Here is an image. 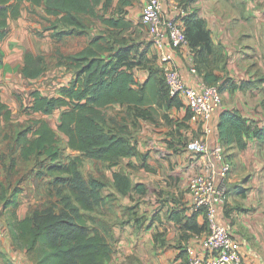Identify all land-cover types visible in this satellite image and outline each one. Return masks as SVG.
<instances>
[{"label": "trees", "instance_id": "16d2710c", "mask_svg": "<svg viewBox=\"0 0 264 264\" xmlns=\"http://www.w3.org/2000/svg\"><path fill=\"white\" fill-rule=\"evenodd\" d=\"M23 1L0 0V42L8 35L9 18L21 15ZM26 1L44 6L45 18L50 22L49 28L54 29L52 36L57 42L70 35L84 34L89 28L87 18L98 19L108 28L92 37L80 51L64 53L57 46L54 51L56 64L74 70L75 77L69 85L60 88L58 96L34 90L32 104L27 108L47 116L61 110L58 128L55 129L47 118L32 117L15 137L23 160L44 156L52 160L51 172L60 171L68 176V194L61 198V205L53 203L35 208L21 219L18 208L23 190L15 187L9 191L0 181V206L8 211L7 222L14 240L27 250L36 264H110L115 247L109 224L102 220L92 227L89 223V213L105 203L102 191L106 183L95 177L85 178L80 169L83 159L103 162L112 169L123 158L141 156L133 141L134 130L141 120L156 122L166 117L163 108L179 109L184 102L181 97L170 94L162 69L148 64L147 51L139 52L135 42L123 34L132 27L131 22L99 13L98 6L104 0ZM183 20L189 47L197 55V71L203 73L207 84L218 83L222 79L214 73L213 66L223 57L206 21L196 12H189ZM3 59L0 46V65ZM47 66L46 55L28 50L21 72L28 78H38ZM136 67L149 71L143 83L136 78ZM110 108H119V111L110 113ZM190 116L187 110L185 118ZM219 117V139L227 150L245 149L252 138L264 142V125L250 121L238 110L220 109ZM11 120L12 109L0 94V122L14 127ZM17 125L19 129V122ZM60 134L68 138L67 147L79 152L66 164L60 163L63 157ZM15 163L14 159L11 167ZM141 166L154 171L147 156L143 157ZM113 177V187L122 195H130L133 191L146 193V186L143 183L134 185L125 172L115 171ZM200 214L202 223L198 222ZM173 217L179 222L183 220L180 213ZM182 227L196 234L208 231L207 214L203 210L193 211Z\"/></svg>", "mask_w": 264, "mask_h": 264}, {"label": "crops", "instance_id": "0c3cea01", "mask_svg": "<svg viewBox=\"0 0 264 264\" xmlns=\"http://www.w3.org/2000/svg\"><path fill=\"white\" fill-rule=\"evenodd\" d=\"M147 3L148 0H108V3L104 0L98 6V11L107 18H123L130 21L131 28L139 30V25L143 24L141 16ZM167 4L168 10L181 6L191 13L196 12L206 21L213 42L223 57L213 66L214 73L222 79L218 82L223 95L221 109L238 110L250 121L264 125V81H261L264 79V0H169ZM45 17L47 14L44 6H34L24 0L21 15L9 18L8 35L0 42L4 56L0 65V94L2 100L12 109L13 124L19 122L17 118L19 112L23 110L30 112L28 118H46L41 112H32L27 108L33 101L31 93L38 89L49 95L44 89L55 84L53 89L59 86L58 91L51 95L58 96L60 88L69 85L75 77L74 70L57 65L55 58L53 64H49L48 54H52L58 48L56 45H62L65 40L57 42L53 38L54 29L49 28L50 22ZM44 24L47 26L44 27ZM144 26L143 24L141 31L137 32L134 44L137 45L139 52L147 51V58L150 59L148 64L160 67L159 50L144 36ZM82 48L69 51L63 46L60 47L64 53H74ZM28 50L47 57V69L38 78H28L21 72ZM172 50L175 55V67L180 69L186 82L192 86L203 82V73L197 71L198 73L194 74L190 71L187 48L173 47ZM59 72L63 74L62 78L56 77ZM134 73L141 83L149 76L146 68L136 67ZM232 83L235 84L234 87H230ZM244 83L247 85L242 87ZM181 99L184 102L183 107L169 108L171 118H174L171 123H174L171 127L173 131L166 140L161 141L155 152L144 151L149 150L146 147L147 140L153 137L158 140L161 134L148 131V128H155L154 126L162 121V117L156 122L141 120L137 128L139 136L136 139L133 133V141L137 144L141 156L123 158L135 162L140 158L141 163L145 156L148 163L150 158L160 159L163 174L160 170L159 175L151 173L156 172V169L149 163L154 169L149 172L160 186L149 187L146 180L134 182L130 172L122 170L121 161L111 169V186H105L102 191L105 197L104 205L107 208L99 215L111 228L115 253L110 264H185L188 259V248L194 249L197 255L204 252L202 241L207 231L196 234L182 227L193 212L189 195L190 179L198 172L203 161L201 155L193 154L187 149L188 141L202 135V127L191 118H185L189 110L188 103L185 98ZM59 111L61 114V110ZM219 114L220 111L212 121L211 143L220 138ZM59 122L60 116L58 124ZM6 125V122H0V133ZM60 135L67 142L68 138ZM67 149L71 154L79 153L69 147ZM229 154L233 161V169L226 181L228 195L226 202L217 206L216 220L226 224L241 243L245 264H264V142L249 139L245 149L230 148ZM115 171L129 174L134 185L143 183L146 186V193L133 191L126 196L119 193L112 184ZM107 188L115 194L116 199L119 198L114 206L111 204L116 201H111L109 191L104 193ZM149 189L154 194L153 199L156 202L154 205L159 207L149 212L146 224L137 223L128 209L132 204L131 197L135 198L136 194L143 200L147 199L150 197L146 195ZM36 203L31 201L26 208H32ZM22 208L21 203L18 210L21 219L28 215L22 213ZM143 208L145 211L151 210L147 206ZM179 213L183 219L180 222L173 217ZM121 218H129V222L124 225L118 223L117 220ZM202 221L203 217L200 214L198 222ZM0 262L36 264L27 250L14 240L2 207H0Z\"/></svg>", "mask_w": 264, "mask_h": 264}, {"label": "built area", "instance_id": "2783aa9c", "mask_svg": "<svg viewBox=\"0 0 264 264\" xmlns=\"http://www.w3.org/2000/svg\"><path fill=\"white\" fill-rule=\"evenodd\" d=\"M168 1L148 0L141 20L147 28L149 40L159 50L160 68L170 94L186 99L191 120L202 127V135L187 143V149L201 155L203 161L198 172L190 179L189 195L192 210H203L207 214L209 228L202 241L205 248L202 255L188 248L185 264H245L241 243L226 224L216 220L217 206L227 200L226 181L233 169V161L226 146L220 139L214 143L210 140L213 118L223 104L220 84H207L203 81L192 86L186 82L180 69L175 67L172 48L186 47L190 71L198 73L197 55L189 47L183 20L189 11L181 6L168 10Z\"/></svg>", "mask_w": 264, "mask_h": 264}, {"label": "rangeland", "instance_id": "374dc122", "mask_svg": "<svg viewBox=\"0 0 264 264\" xmlns=\"http://www.w3.org/2000/svg\"><path fill=\"white\" fill-rule=\"evenodd\" d=\"M86 22L89 25L88 30L84 34H74L68 36L66 39H64L65 43H62L59 47L63 46L65 47V50H77L82 47H85L88 42L91 40L92 37L102 34L107 31L106 26L99 20H95L92 18H87ZM143 24L139 25V28L141 29V26ZM47 24H44V27H46ZM144 36L146 39L148 38V31L146 26H144ZM136 30L134 28H129L126 31L123 32L125 36H128L129 39H132L133 42L137 39V32L141 30ZM121 33V32H119ZM119 36H123L122 34H119ZM141 36V35H140ZM142 39V37H141ZM58 45H56L57 47ZM68 53V52H67ZM53 54V55H52ZM52 54H48L49 64H53L54 62V51ZM56 59V58H55ZM61 76V77H60ZM57 78H62L63 74L61 72L57 73ZM55 84H53L51 87L48 85L44 89L45 93L48 92L49 95L53 94L54 92L58 91V87L56 89H53ZM116 111H119V108H110V113H115ZM163 113L166 115L165 118H161L162 121H160L159 124H156L153 127L148 128V131L151 132H158L161 134V136L158 137V140L154 137L147 140V146L149 150H144L145 152H155L158 146H160L161 141L166 140L171 132L173 131L171 127L174 125L171 124L172 121H174V118H171V113L169 108H163ZM30 115V112H26L25 110L19 112L17 120H19L20 127L19 129H16L19 125L15 124L14 127H11V125H6L2 132L0 133V181L4 183L5 186L8 187L9 191H12L13 188L19 187L23 191L20 194V204L22 203V213L29 214L32 212L35 208H43L50 204H57V206L61 205L60 201L61 198L68 194V183L66 182L67 175L61 173L60 171H57L56 173L51 172L50 166L52 165V160L49 158H46L44 156L41 157H32L30 160L25 161L20 156V150H19V144H16L15 137L16 133L20 130H23L29 123V120L31 118H28ZM47 119H49L50 123L53 127L57 128L60 111L57 110L53 115L47 116L45 115ZM151 125V124H149ZM160 129V130H157ZM143 130V127L142 129ZM5 135V136H4ZM31 135V134H30ZM134 136L136 139L139 136V131L136 129L134 131ZM200 137V136H199ZM162 138V139H161ZM196 138V137H195ZM66 140L63 136L60 137V146L63 150V157L61 159L60 163H68L71 157L75 156L74 154H71L69 149L66 147ZM159 144V145H158ZM230 151V149L228 148ZM227 152L229 153V151ZM150 155V154H148ZM231 155V154H230ZM165 156V154H163ZM16 160L15 166L11 167L12 161ZM139 161V162H138ZM149 163L152 167L156 169V173L159 175L158 170H160V173L163 174L164 171L162 169L160 159H148ZM121 167L122 170H128L132 176V179L134 182L146 180L149 183V187L154 186H160L158 183H156V179L154 176L150 174L149 171L146 170V168L141 166V160L138 158L137 162L135 160L128 161L127 159L121 160ZM125 167V168H124ZM82 173L84 174L85 178L88 179L90 177H95L98 179H101L103 182L106 183V186H111V174L112 170L108 168L103 162H99L90 158H84L83 163L80 167ZM171 170L173 168L171 167ZM179 185V184H177ZM179 187V186H177ZM105 188V187H104ZM109 191L108 195L112 198L111 201H116L115 203H118L119 200L114 198L113 193L110 191V188H107L105 192ZM150 196L147 199H144L142 197H138L135 194V198L131 197V206H128V209L131 212V216H134V220L137 223L146 224L147 223V215L149 212H153L157 207L154 204L153 199V191L148 190V193L146 194ZM31 201L37 202L36 205H34L32 208H26L30 205ZM20 206V205H19ZM144 206L150 207L151 210H144ZM1 207V206H0ZM106 206H100L97 208L95 212L89 213L90 217V225L92 227H95V225H99L101 220V217L99 216L100 213L102 214L103 211L106 210ZM117 208V206H116ZM18 210H20L18 208ZM2 212L5 215V218H8V211H4L2 208ZM118 223L127 224L129 222V218H121L117 220ZM188 260V259H187ZM186 260V261H187Z\"/></svg>", "mask_w": 264, "mask_h": 264}]
</instances>
